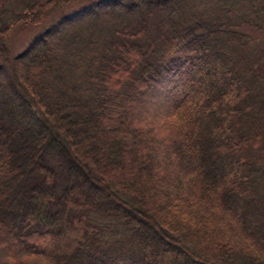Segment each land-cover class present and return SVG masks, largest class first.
Instances as JSON below:
<instances>
[{
	"label": "trees",
	"instance_id": "trees-1",
	"mask_svg": "<svg viewBox=\"0 0 264 264\" xmlns=\"http://www.w3.org/2000/svg\"><path fill=\"white\" fill-rule=\"evenodd\" d=\"M5 1V2H4ZM0 0V264H264V0Z\"/></svg>",
	"mask_w": 264,
	"mask_h": 264
},
{
	"label": "rangeland",
	"instance_id": "rangeland-1",
	"mask_svg": "<svg viewBox=\"0 0 264 264\" xmlns=\"http://www.w3.org/2000/svg\"><path fill=\"white\" fill-rule=\"evenodd\" d=\"M20 2V0H16ZM99 0H78L64 7L51 6L48 11V17L44 26H32L31 24H17L11 31L10 38L7 40V46L11 50L12 55L21 53L26 46L46 27L55 24L63 16H74L76 13L89 7L93 2ZM5 2V1H4Z\"/></svg>",
	"mask_w": 264,
	"mask_h": 264
}]
</instances>
